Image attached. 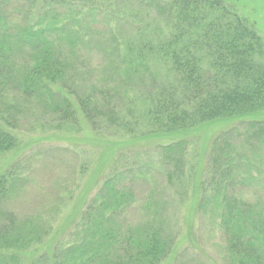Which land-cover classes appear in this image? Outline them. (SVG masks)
Wrapping results in <instances>:
<instances>
[{
    "label": "trees",
    "instance_id": "1",
    "mask_svg": "<svg viewBox=\"0 0 264 264\" xmlns=\"http://www.w3.org/2000/svg\"><path fill=\"white\" fill-rule=\"evenodd\" d=\"M8 1L0 0V5ZM17 1L27 3L34 13L23 24L0 12V86L8 92L16 82L15 98L36 101L54 93L59 100L48 101L64 122H76L80 111L96 124L97 100L85 95L73 99L69 92H53L52 86L75 70L74 57L86 47L93 49L89 30L104 18L110 29H130L116 47L123 59L110 63L116 73L145 77L162 70L163 76H173L160 82V94L152 101L156 111L151 114L160 124L166 120L184 130L222 120L236 122L212 137L196 190L197 208L216 214L230 264H264V202L246 199L239 191L253 183V189H264L260 181L264 159L251 163L247 153L251 149L257 156L264 146V42L255 27L224 0ZM95 45L110 57L115 53L107 43ZM21 54L30 57L22 68L16 64ZM107 93L102 90L104 96ZM3 97L0 104L6 101ZM111 110L113 120L116 112ZM0 114L1 159L17 148L18 139L5 128L10 117ZM188 147L185 138L158 144L162 163L170 167L165 170L170 182L185 179ZM120 175L115 165L102 174L74 239L45 246L54 236L44 223L34 219L17 223L14 212L4 209L15 183L13 174L0 173V264H164L172 243L160 218L123 224L124 213L136 199Z\"/></svg>",
    "mask_w": 264,
    "mask_h": 264
},
{
    "label": "rangeland",
    "instance_id": "2",
    "mask_svg": "<svg viewBox=\"0 0 264 264\" xmlns=\"http://www.w3.org/2000/svg\"><path fill=\"white\" fill-rule=\"evenodd\" d=\"M224 1L255 27L264 42V0ZM0 12L23 24L34 13L27 3L17 0L0 5ZM106 24L104 18L93 24L89 30L93 49L86 47L74 57L75 70L52 86L53 92H69L73 99L85 95L97 100L100 110L95 112L96 124L80 111L76 122H64L48 101L53 97L59 100L54 93L34 101L15 98L16 82L8 92L0 86V96L6 99L0 104V112L5 119L10 117L1 121L18 139L17 148L0 159V173L13 174L15 183L14 194L5 201L4 209L14 212L17 223L27 219L44 223L49 235L54 236L45 246L67 243L74 239L82 212L93 202L102 174L115 165L121 169L120 180L132 189L136 199L124 213L123 224L160 218L172 243V254L164 264H230L226 235L216 214L198 210L196 190L208 162L212 137L236 122L222 120L184 130L166 120L160 124L158 116L151 114L156 111L152 101L160 94V82L173 76H163L161 65V73L147 72L145 77L116 73L110 63L123 59V52L119 54L116 47L122 45L130 29H110ZM94 39L100 45L107 43V48L113 49L108 50L115 52L112 57L97 49ZM29 61L28 54H21L16 64L22 68ZM156 77L160 79L157 82ZM103 89L108 90L106 96ZM111 109L116 112L113 120L109 118ZM184 138L189 141L186 180L176 184L166 178L165 170L170 167L162 163L158 144ZM247 153L255 163V159H264V146L257 156L251 149ZM260 181L264 185V173ZM255 185L241 186L239 191L246 199L263 203L264 189H253Z\"/></svg>",
    "mask_w": 264,
    "mask_h": 264
}]
</instances>
